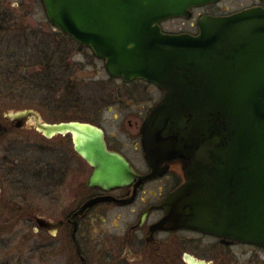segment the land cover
<instances>
[{"label": "water", "instance_id": "obj_1", "mask_svg": "<svg viewBox=\"0 0 264 264\" xmlns=\"http://www.w3.org/2000/svg\"><path fill=\"white\" fill-rule=\"evenodd\" d=\"M218 0H42L54 27L92 48L107 73L125 82L158 85L163 98L141 125L144 159L152 172L139 175L120 152L110 151L104 132L88 122L46 123L31 109L4 118L21 129L33 124L46 139L71 134L73 151L89 163L87 184L103 191L130 186L181 164L182 184L168 195L165 215L153 226L166 231L198 230L222 242L264 249V7L227 17L198 19V33H168L164 19L190 18V8ZM220 1V0H219ZM61 220L36 216L41 229ZM189 264H206L186 254Z\"/></svg>", "mask_w": 264, "mask_h": 264}, {"label": "flooded vegetation", "instance_id": "obj_2", "mask_svg": "<svg viewBox=\"0 0 264 264\" xmlns=\"http://www.w3.org/2000/svg\"><path fill=\"white\" fill-rule=\"evenodd\" d=\"M39 1L43 6L42 0ZM221 1L222 0H218L215 3L206 2L202 6L195 5L190 8L192 12L191 17L195 15L198 23V19L206 15L211 17H227V15L231 16L238 10H243L250 6L238 9L237 11H230L228 8L223 12L220 10L214 11L213 8ZM258 5L264 7V2L259 1L258 4H253L250 7ZM43 7L45 9V6ZM206 7H208V9ZM14 10L15 9L9 6H5L4 0H0V33L5 31L2 26L6 19L10 21L13 20V23L16 25L19 18H24V14L19 15V13ZM256 17L264 18V15L259 14ZM45 25L47 27L48 25L52 27L49 31L51 37L48 46V49L52 50L49 51V56L45 63H43V61L37 62L38 64L36 63L35 69H39L41 63L44 64L43 67L47 70L45 76L51 82L47 89L48 94L46 96H48L50 101L48 105L49 112L55 114V117L49 120V123H60L63 121L71 122L75 120L81 123L88 122L90 125L97 126L99 129L103 130L104 141H106V147L110 149V151L120 152L121 155L131 163L132 170L139 175H149L152 169L144 159V149H142L141 146L142 139L140 127L143 121H145L149 110L153 108L159 99L163 98V93L158 85L138 79L124 82L121 78L111 77L106 71L107 68L105 67L104 59L98 57L96 58L103 61L104 65L96 70L93 76V82L86 83V81L79 79L80 76L78 73L82 71V63L73 58L74 55L77 54L75 52L81 51L85 46L79 44L81 48L76 51L73 50V52H71L72 58L69 59L68 44L67 42L65 43L63 41L64 39L61 37V33L63 34L61 29L51 25L49 18L48 23ZM27 30H29V28L20 31L27 32ZM32 31L33 30H31V33H33ZM90 51L92 52V50ZM93 55L95 56L94 53ZM103 68L106 69L105 71L108 77L104 82L108 84L119 79L121 84L129 86L131 83L138 81L145 86L146 84L152 86L158 95L151 103L141 104L137 96H141V92L126 93L129 99V107L132 108V110L129 111L130 114L122 117V121H126L125 123H127V127L124 128L123 131H120L124 132L122 135L117 131L109 136L108 131L100 124V122L103 121V115L101 113H104L105 109L108 110V113L112 111L110 107L116 101V98L114 99L112 96L117 95V89L107 93V90H105L107 88L100 87V81L102 80H98L97 77L100 75ZM68 80L72 83L71 90L68 88ZM91 85H93V87H90ZM83 89L92 91V93L89 92V99L91 100L89 104L90 109H79V114H74V116H72L74 111L68 110V106L71 107L74 105H70L73 99L76 100V105L82 103L83 100L80 95ZM70 92H72L71 96L69 95ZM56 114L59 115L56 116ZM3 119H5L4 116L0 114V141L6 137L5 132L11 131L12 128L19 130L15 128L13 122ZM111 119L116 120L113 116H111ZM106 121L105 119L103 122ZM107 122L110 121L108 120ZM4 124H7V126L5 127ZM117 134L118 138L114 140V135L117 137ZM47 140H49L50 143L57 144V146L51 148V152L55 154L53 157L55 164H50L51 167H47L51 176L57 173L60 181L66 178L67 169L64 165L67 164V162L65 159L71 160V158H68L71 153L75 158L77 157L86 168L85 171H83V173L86 174V180L83 184L80 183L76 190V192L78 190L83 191L86 196L77 202L76 208L71 209L69 206L70 204L63 208L64 211H61L58 219L54 217V215H49L50 217L48 216L45 218L50 219L52 223L61 220L62 224L58 226L57 230L39 228L36 225L35 215L32 217V220H35V227H33L34 243H32L31 250L35 252L34 255H39L41 260H45L47 264H189L184 260L186 254H189L190 257L196 260L200 257V260L206 263V260H208L209 257L211 258L212 252L218 253L223 251V249L228 248L231 244L222 242L219 237L216 238L210 236L208 233L204 234L199 232L198 230L182 229L166 231V229L160 230L153 227L157 225L163 215H165L162 204H164L168 195L171 194L174 189L178 188L185 180L183 178L181 164L177 162L168 163V170L166 173L154 177L152 176L144 181L142 180L140 184L136 186V194L128 204L117 203V201L112 200L104 202L99 201V203L86 209L83 214H78L76 217L73 216L78 208L89 198L92 199L99 196L104 197L110 195L118 201H120V199H128L130 195L133 194V187L138 181L135 179L130 186H121L113 190L110 189L109 191H103L99 187L91 188L87 184V177L91 175L92 168L89 163H85L79 157L78 153L73 151L71 134H55ZM3 180V177L0 176L1 188ZM3 191H5L4 188L0 189V229L5 228L4 226L6 224L13 227L18 222H21L18 214L19 211H21V205L18 204L21 200L17 197L8 199L3 196ZM64 199L63 196L57 195L55 199L53 198L50 200V205L53 203L54 206H57V204L59 202L61 203ZM36 200V197L33 198L32 207L33 204L36 203ZM25 207L26 205L24 208ZM110 209H113L115 214V217L111 219V225L108 222V224L105 223L108 220L107 213ZM108 225L109 227L105 228ZM188 234L191 236H188ZM1 236L2 235H0V256H3L5 241H3V237ZM206 237L212 240L210 244H205L204 239ZM39 239L43 242H39Z\"/></svg>", "mask_w": 264, "mask_h": 264}, {"label": "rangeland", "instance_id": "obj_3", "mask_svg": "<svg viewBox=\"0 0 264 264\" xmlns=\"http://www.w3.org/2000/svg\"><path fill=\"white\" fill-rule=\"evenodd\" d=\"M259 1L264 2V0H222L213 9L221 12L226 11L227 8L230 11H237L249 5L258 4ZM5 6L15 9L19 15L24 14V18H19L16 25L6 23V32L0 33V114L4 116L12 110L19 111L20 109L33 108L41 113L43 121L49 123V120L55 117V114H51L48 109L50 104L49 98L46 96L48 91L46 89L44 93L42 88L34 89L31 85L33 84L32 81L29 80V73L37 71L35 69L37 61L31 60L32 52L34 50H41L42 52L48 50L51 37L49 31L52 27L45 25L48 23V18L39 0H6ZM206 8L208 9V7ZM196 19L195 15H192L189 19L174 17L164 19L160 26L163 31L168 33L189 32L196 34L198 32ZM27 28H29L27 32L20 31ZM30 29L33 30V33ZM90 50V48L85 47L81 51L75 52L77 54L73 57L82 63V71L78 74L79 79L86 81V83L93 82L96 70L104 65L103 61L96 58ZM105 70L103 68L97 77L98 80H102L100 81V87L107 88L105 89L107 93L117 89V95L112 96V98H116V101L110 107L112 111L108 113V110L105 109L104 113H101L103 121L105 119L110 121L100 122L110 136V134L123 131L127 127V123L122 121V117L130 114L129 111L132 108L129 107V99L126 93L141 92V96L137 95L141 104L151 103L158 95L152 86L147 84L145 86L142 83L141 85L138 81L131 83L129 86L121 84L119 79L108 84L104 82L108 78ZM13 77H16V84ZM90 87H93V85ZM83 91V95L82 93L80 95L82 96V103L76 105L77 102L73 99L70 105H74L68 106V110L74 111L72 116L74 114L78 115L79 109H90L91 100L89 96L92 91L86 89H83ZM58 115L56 114V116ZM111 116L115 117L116 120L111 119ZM33 126V124L28 123L19 130L12 128L11 131L5 132L6 137L0 141V176L4 179L2 188L5 190L3 196L8 199L19 198L21 201L18 204L21 206L26 205L30 218L28 220L22 217L20 218L21 222H18L15 226L10 227L6 224L5 228L0 229V235L5 241L4 255L0 256V264H47L45 260H41L39 255H34L35 252L31 250L32 243H34L33 227H35V220H32V217L35 215V217L47 218L49 215H54L58 219L61 211H64L63 208L69 204L71 209L76 208L77 202L86 196L83 191L78 190L76 192L79 184H83L86 180V174L83 173L86 168L71 153L68 156L71 160L65 159L68 164L64 165L67 169L66 178L60 181L57 173L51 176L48 168L51 167L50 164H55L53 158L55 154L51 152V148H54L57 144L50 143L44 136L37 133ZM123 133L120 132V135ZM114 136V140H116L118 134L117 137ZM2 188L0 186V189ZM57 195L63 196L65 199L61 203L59 202L57 206H54L53 203L50 205V200L55 199ZM35 197L37 200L32 207V201ZM107 215L108 220L105 223L108 222L111 225V219L115 217L113 209H110ZM108 227L109 225L105 228ZM188 236L191 235L188 234ZM38 241L43 242L41 239ZM204 241L205 244L212 242L209 237H206ZM206 263L264 264V249L238 242L230 244L228 248L218 253L212 252L211 258L209 257Z\"/></svg>", "mask_w": 264, "mask_h": 264}, {"label": "trees", "instance_id": "obj_4", "mask_svg": "<svg viewBox=\"0 0 264 264\" xmlns=\"http://www.w3.org/2000/svg\"><path fill=\"white\" fill-rule=\"evenodd\" d=\"M6 1V0H4ZM14 21H10L9 19H6L5 23L3 24V28L4 30L6 29L5 26H6V23H13ZM8 28V27H7ZM1 29V27H0ZM1 31V30H0ZM6 32V30H5ZM61 37L64 39L63 41L67 44H68V48H69V51H68V58L71 59L72 55H71V52L76 51V50H79L81 48V46L74 41L73 37L71 36H68L66 34H62L61 33ZM52 49H48L47 51H41V50H34L32 52V56H31V60L34 59L35 61H37L38 63L40 61H43V63H45V61L47 60V57L49 56V51H51ZM60 54V53H59ZM37 63V64H38ZM44 64H40L39 66V69H36L37 71L36 72H32V73H29V80L32 81L33 84H31L33 86L34 89H38V88H42V91L45 93V90L49 88V85L51 84V82L46 78L45 74L47 73V70L43 67ZM15 79V84L17 83L16 81V77H13ZM68 88L69 90H71V87H72V83L70 80H68ZM48 91V90H47ZM59 92V91H58ZM71 93H69V95L71 96ZM76 95V94H75ZM78 96V95H76ZM43 102V101H42ZM1 126V125H0ZM4 126L6 127L7 124H4ZM26 173V172H24ZM24 176V174H22ZM28 209L24 206H21V211H19V217L20 218H24V219H30L29 216H28V213H27Z\"/></svg>", "mask_w": 264, "mask_h": 264}]
</instances>
